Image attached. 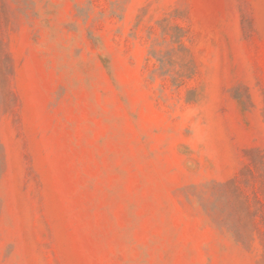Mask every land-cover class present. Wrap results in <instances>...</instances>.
<instances>
[{"label": "rangeland", "instance_id": "rangeland-1", "mask_svg": "<svg viewBox=\"0 0 264 264\" xmlns=\"http://www.w3.org/2000/svg\"><path fill=\"white\" fill-rule=\"evenodd\" d=\"M0 264H264V0H0Z\"/></svg>", "mask_w": 264, "mask_h": 264}, {"label": "trees", "instance_id": "trees-1", "mask_svg": "<svg viewBox=\"0 0 264 264\" xmlns=\"http://www.w3.org/2000/svg\"><path fill=\"white\" fill-rule=\"evenodd\" d=\"M163 34L170 36V48L164 53V55L160 56L159 52L156 48H153L151 50V54L157 58V60L160 62V68L158 71H160V74L162 76H172L173 82L177 83L180 80H183L184 77H191L194 71L192 70L190 64L192 63V59L189 63L184 64L182 66V69L177 72V75H172V64L174 63L172 61V58L176 54H184L188 52L187 47L184 44V38L185 33L183 28L179 26H175L173 28H163ZM166 38V37H165Z\"/></svg>", "mask_w": 264, "mask_h": 264}]
</instances>
